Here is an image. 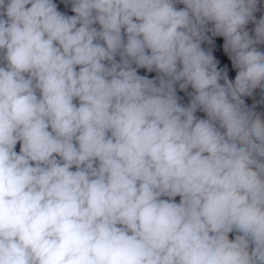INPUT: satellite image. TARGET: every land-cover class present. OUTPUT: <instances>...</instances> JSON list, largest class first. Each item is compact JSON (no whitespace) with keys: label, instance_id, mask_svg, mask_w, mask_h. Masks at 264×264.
<instances>
[{"label":"clouds","instance_id":"clouds-1","mask_svg":"<svg viewBox=\"0 0 264 264\" xmlns=\"http://www.w3.org/2000/svg\"><path fill=\"white\" fill-rule=\"evenodd\" d=\"M70 2L0 0V264H264L259 0Z\"/></svg>","mask_w":264,"mask_h":264}]
</instances>
